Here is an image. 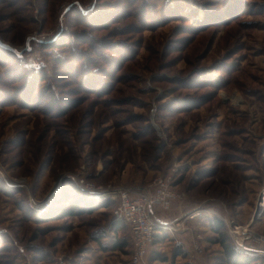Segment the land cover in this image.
Returning <instances> with one entry per match:
<instances>
[{
  "label": "rangeland",
  "instance_id": "374dc122",
  "mask_svg": "<svg viewBox=\"0 0 264 264\" xmlns=\"http://www.w3.org/2000/svg\"><path fill=\"white\" fill-rule=\"evenodd\" d=\"M0 39L22 52L0 45V264H129L79 180L158 176L179 194L159 219L202 215L149 264H189L197 236V264H264L229 231L227 261L207 221L264 234V0H0Z\"/></svg>",
  "mask_w": 264,
  "mask_h": 264
},
{
  "label": "built area",
  "instance_id": "2783aa9c",
  "mask_svg": "<svg viewBox=\"0 0 264 264\" xmlns=\"http://www.w3.org/2000/svg\"><path fill=\"white\" fill-rule=\"evenodd\" d=\"M79 183L95 198L106 196L115 203L114 218L124 222L130 230L132 253L129 264H149V253L157 233L167 232L169 235H178L188 232L189 221L202 215L201 212H196L184 216L183 220L176 223H168L157 217L156 208L169 210L172 202L179 198V194L172 190L171 178L166 176H158L140 187L114 186L99 189L82 180H79ZM257 208L258 215H262L264 197L259 198ZM221 220L227 226L238 251L254 253L264 259V234H254L228 218H221ZM199 239L201 236L193 238V251L189 253V264H197L198 255L202 252L203 248L198 242ZM57 264H63V262L60 260Z\"/></svg>",
  "mask_w": 264,
  "mask_h": 264
},
{
  "label": "trees",
  "instance_id": "16d2710c",
  "mask_svg": "<svg viewBox=\"0 0 264 264\" xmlns=\"http://www.w3.org/2000/svg\"><path fill=\"white\" fill-rule=\"evenodd\" d=\"M89 206L91 207V204ZM78 209H76V211ZM66 210L68 211V213L74 214L71 207H68V209H66ZM51 218H53V217H49L47 219H51ZM207 221H208V224H210V229H212V231L218 237L216 240L217 243H220L223 246L224 252L226 253L227 261L237 260L240 256H239V253H238L236 247L231 242V239L229 237V234L227 233L228 230H227V227L225 226V224L218 217L208 218ZM120 222H118L116 225L117 230L119 229V227L121 225L127 226L124 222H121L122 224H120ZM168 236H169V234L167 232L157 233L155 235V242H154L152 247H154L157 243H160L162 240H166L168 238ZM129 238H130L129 240H123L120 243L117 242L116 247H118V246L121 248H126L128 246L131 247V244H130L131 243V236H129ZM175 253L177 255H181L182 253H185V252H183L181 247H177ZM151 255L154 257L153 254H151ZM184 255L186 257V254H184Z\"/></svg>",
  "mask_w": 264,
  "mask_h": 264
},
{
  "label": "crops",
  "instance_id": "0c3cea01",
  "mask_svg": "<svg viewBox=\"0 0 264 264\" xmlns=\"http://www.w3.org/2000/svg\"><path fill=\"white\" fill-rule=\"evenodd\" d=\"M126 227L128 228V226H126ZM128 229H129V228H128ZM119 230H120V229H118L117 232H119ZM189 231H190V230H189ZM189 231L183 233V234H184L183 238L186 240V242H187L188 245L190 246V243H191L190 241H191V238H192V237H190V232H189ZM119 233H120V232H119ZM129 233H130V230H129ZM129 236H130V234H129ZM170 237H171V236L169 235L168 238H167L164 242H167V241L169 240ZM193 238H194V237H193ZM171 239H172V238H171ZM121 240H122V239L118 240L117 242L120 243ZM169 241H170V240H169ZM192 241H193V239H192ZM167 243H168V242H167ZM130 244H131V243H130ZM130 244H129V245H130ZM161 244H162L161 242H160V243H157L156 246L161 245ZM179 245H181V244H179ZM156 246H155V247H156ZM155 247H154L153 250H152V251H153L152 254H153L154 256H156V252H158V251L154 250ZM116 248H117V247H116ZM118 248H119V246H118ZM188 248H189V247H188ZM181 249L183 250V252H185V251H184L185 248L182 247ZM184 254H186V253H182L181 255H177V256H179V257H183V259L186 260L187 257H185ZM179 257H178V258H179Z\"/></svg>",
  "mask_w": 264,
  "mask_h": 264
},
{
  "label": "water",
  "instance_id": "95a60500",
  "mask_svg": "<svg viewBox=\"0 0 264 264\" xmlns=\"http://www.w3.org/2000/svg\"><path fill=\"white\" fill-rule=\"evenodd\" d=\"M0 45L3 46V47L6 48V49L12 51L13 53L17 54V56L21 57V55H22V52H21V51L17 50V49L14 48V47H11V46L8 45V44L3 43V42L1 41V39H0ZM29 50H30V39H27V41H26V51H29Z\"/></svg>",
  "mask_w": 264,
  "mask_h": 264
},
{
  "label": "bare ground",
  "instance_id": "6f19581e",
  "mask_svg": "<svg viewBox=\"0 0 264 264\" xmlns=\"http://www.w3.org/2000/svg\"><path fill=\"white\" fill-rule=\"evenodd\" d=\"M262 197H264V196H262Z\"/></svg>",
  "mask_w": 264,
  "mask_h": 264
}]
</instances>
